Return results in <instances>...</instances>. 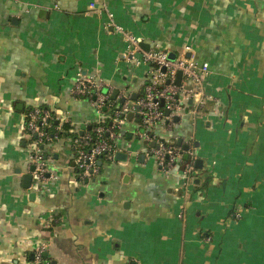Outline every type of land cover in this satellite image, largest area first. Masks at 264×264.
<instances>
[{
  "label": "crops",
  "instance_id": "obj_1",
  "mask_svg": "<svg viewBox=\"0 0 264 264\" xmlns=\"http://www.w3.org/2000/svg\"><path fill=\"white\" fill-rule=\"evenodd\" d=\"M91 1L0 0V264H36L39 249L50 264H264V0H105L150 49L209 64L205 102L152 130L203 165L193 180L161 170L134 114L115 138L126 160L82 182L68 133L96 111L73 94L77 73L139 96L148 70ZM33 106L71 129L44 147L47 184L25 187Z\"/></svg>",
  "mask_w": 264,
  "mask_h": 264
},
{
  "label": "built area",
  "instance_id": "obj_2",
  "mask_svg": "<svg viewBox=\"0 0 264 264\" xmlns=\"http://www.w3.org/2000/svg\"><path fill=\"white\" fill-rule=\"evenodd\" d=\"M89 8L91 12L97 10L105 13L108 17L107 25L123 35L126 41L125 58L135 66L144 64L148 67L147 82L143 94L137 99H133L131 94L124 93L123 90L118 96L125 98V101L118 102V97L112 98V86L97 80L95 75H87L80 71L77 73L73 94L89 99L96 115L90 126L71 130L74 134L71 135L74 150L71 167L77 170L82 182L98 175L103 159L105 157L113 159L116 156L118 149L115 138L119 135L126 116L134 113L139 122V136L147 141L144 147L146 153L153 155L160 169L165 172L176 166L180 168L182 148L156 140L152 130L159 123L166 126L173 124L175 116L184 105L186 106L189 99H196L198 105L205 102L207 95L204 86L210 72L209 64L200 63L194 57L172 58L170 52L165 50L144 49L141 40L134 33L116 23L114 13L109 10L105 0H92ZM179 72H182V79L181 83L177 84ZM198 105L193 109L194 112L197 111ZM166 110L170 113L166 114ZM24 117L26 129L34 139L31 162L35 169L32 173L39 182L47 184L49 177L43 154L44 147L60 138L63 126L56 124L51 111L43 106L28 108ZM181 170L188 180L196 178L194 162L186 164ZM50 211L53 213V210ZM52 213L48 215L49 219L53 217ZM180 216H183L182 213ZM36 264H50L43 257V249L36 252Z\"/></svg>",
  "mask_w": 264,
  "mask_h": 264
},
{
  "label": "water",
  "instance_id": "obj_3",
  "mask_svg": "<svg viewBox=\"0 0 264 264\" xmlns=\"http://www.w3.org/2000/svg\"><path fill=\"white\" fill-rule=\"evenodd\" d=\"M141 45L143 47H145L146 50L150 49V46H148V44H145L144 42H141ZM171 57L173 58V57H175V55L171 54ZM163 70H165V68H163ZM181 79H182V72H179L178 75H177L176 83L180 84L181 83ZM117 96H118V90H115L112 97L113 98H117ZM132 98L133 99H137L138 98V94L137 93L134 94V96ZM124 101H125V98H122L120 102H124ZM162 104H163V102H162ZM169 113H170L169 110H166V114H169ZM133 116H134V113H129L126 117H127V119H132ZM178 144L182 145V140L181 139L178 140ZM188 149H189V147L187 145L183 146V151H188ZM120 157H123L122 159H124V160H126V158H127L126 154H124V153L123 154L122 153L116 154V158H120ZM143 157L144 156L142 155L141 158H143ZM202 165H203L202 159H197L196 160V164H195L196 168H202ZM34 169H35V166L33 165L31 167V172L30 173H24L23 174L24 186L25 187H29L30 186V184L32 182V178L34 176L33 173H32L34 171Z\"/></svg>",
  "mask_w": 264,
  "mask_h": 264
},
{
  "label": "trees",
  "instance_id": "obj_4",
  "mask_svg": "<svg viewBox=\"0 0 264 264\" xmlns=\"http://www.w3.org/2000/svg\"><path fill=\"white\" fill-rule=\"evenodd\" d=\"M26 112V111H25ZM70 125L64 124L63 125V132L60 133V137L63 135H67V133L70 131ZM68 134L74 135L72 132H69ZM182 163H181V169H184L185 165L188 163H195L196 161L188 154L187 151H182Z\"/></svg>",
  "mask_w": 264,
  "mask_h": 264
}]
</instances>
